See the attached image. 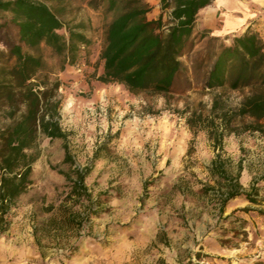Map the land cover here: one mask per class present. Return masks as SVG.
Masks as SVG:
<instances>
[{"label":"rangeland","instance_id":"374dc122","mask_svg":"<svg viewBox=\"0 0 264 264\" xmlns=\"http://www.w3.org/2000/svg\"><path fill=\"white\" fill-rule=\"evenodd\" d=\"M33 1L89 28L91 46L78 55L56 58L46 45L35 54L62 82L61 126L69 134L74 166L91 168L86 186L92 200H66L69 183L61 172L71 167L64 164L65 142L42 138L33 185L18 200L11 227L0 237V264H264V202L236 199L221 216L217 192L223 183L210 172L218 152L206 132L194 137L186 120L173 112L185 109L187 98L209 108L215 101L224 109L240 106L249 92L204 95L203 87L220 46L229 45L250 23L264 40L263 4L239 0L250 8L233 14H246L248 21L232 27L229 13L216 9L212 21L221 38L198 27L181 58L174 89L180 96L168 107L162 97L135 96L123 85L99 81L112 15L89 8L91 0ZM146 2L152 7L148 18L157 19L161 0ZM15 46L24 47L13 14L0 12V70L16 64ZM24 53L31 52L24 47ZM8 123L0 113V128ZM220 155L233 177L242 164V187L249 191L256 182L264 199V137L232 135Z\"/></svg>","mask_w":264,"mask_h":264},{"label":"trees","instance_id":"16d2710c","mask_svg":"<svg viewBox=\"0 0 264 264\" xmlns=\"http://www.w3.org/2000/svg\"><path fill=\"white\" fill-rule=\"evenodd\" d=\"M214 2L161 0V14L150 20L152 7L146 0H91L89 8H102L108 16L112 15L100 55L104 66L99 81L123 85L135 96L162 97L170 107L171 101L180 96L174 90L175 83L199 14ZM0 12L13 14L21 43L31 52L26 54L24 47L15 46L11 55L16 64L0 70V113L9 122L0 128L1 237L11 227L18 200L33 185L32 166L38 159L37 146L42 138L65 142L64 164L71 167L70 172H61L69 183L66 200H78L79 204L91 202L92 196L86 186L91 168L74 166L67 144L69 134L61 126L62 82L47 73V63L35 54L46 45L56 58L78 55L91 46L88 25L77 20L64 21L60 12L33 0H0ZM216 91H221V95L229 91L249 94L234 110L224 109L217 101L210 108L203 102L192 104L187 98L186 108H175L173 112L186 120L194 137L206 132L218 152L210 172L223 183L217 192L219 213L223 216L233 200L243 198L254 205L264 202L256 182L249 191L242 187V164L239 174L233 177L220 155L226 138L232 135L259 133L264 137V40L257 31L249 28L231 45L220 46L203 94ZM260 180L264 182V175ZM90 216L91 212L86 215Z\"/></svg>","mask_w":264,"mask_h":264},{"label":"crops","instance_id":"0c3cea01","mask_svg":"<svg viewBox=\"0 0 264 264\" xmlns=\"http://www.w3.org/2000/svg\"><path fill=\"white\" fill-rule=\"evenodd\" d=\"M223 2L221 3V5L219 6L218 5V0H215V2L211 5V6H209V7H207V8H205V9H203L201 12H200V14H199V19H198V21H197V25H196V28H195V30H194V35H193V37L196 35V31H197V29H198V27H200V29H205V28H210V29H212V30H209V32H208V34H209V36H212V37H217V38H221V37H223L222 36V33H217V32H215L217 29H218V27L216 26V25H214L213 24V14H214V11L216 10V9H221V8H223L224 10H226V12L227 13H229V15L227 14V18H228V20H229V23H228V25L229 26H235V25H240L241 23H243V22H246V21H248V17H247V15L245 14L244 16H239V15H234L233 13L234 12H237V11H242V12H245L246 11V9H249L250 7L248 6V3L246 2V3H241V2H239V0H222ZM245 1H248V0H245ZM251 6V5H250ZM214 9V10H213ZM246 13V12H245ZM209 16L210 17V19H209V21H210V23H205V18H206V16ZM255 24H252V23H250L248 26H247V28H246V30H245V32L250 28V29H252V30H255L256 28H255ZM228 27V26H227ZM199 31H203V30H199ZM255 31H257V30H255ZM244 32V33H245ZM243 33V34H244ZM242 34V35H243ZM239 36H241V35H239ZM229 42V45H231V43L232 42H230V41H228ZM229 45H227V46H229ZM90 48V47H89ZM88 48V49H89Z\"/></svg>","mask_w":264,"mask_h":264},{"label":"bare ground","instance_id":"6f19581e","mask_svg":"<svg viewBox=\"0 0 264 264\" xmlns=\"http://www.w3.org/2000/svg\"><path fill=\"white\" fill-rule=\"evenodd\" d=\"M222 2V0H218V5L220 6ZM259 3L263 4L264 6V0H259Z\"/></svg>","mask_w":264,"mask_h":264}]
</instances>
